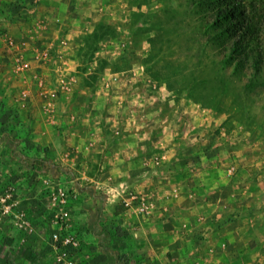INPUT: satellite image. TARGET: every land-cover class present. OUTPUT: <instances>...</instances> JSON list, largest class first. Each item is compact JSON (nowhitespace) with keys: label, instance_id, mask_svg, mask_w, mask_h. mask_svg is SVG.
I'll return each instance as SVG.
<instances>
[{"label":"rangeland","instance_id":"rangeland-1","mask_svg":"<svg viewBox=\"0 0 264 264\" xmlns=\"http://www.w3.org/2000/svg\"><path fill=\"white\" fill-rule=\"evenodd\" d=\"M28 1L0 10V34L49 20L38 42L75 47L78 83L47 106L7 58L0 264H264V66L228 30L264 0Z\"/></svg>","mask_w":264,"mask_h":264},{"label":"built area","instance_id":"built-area-1","mask_svg":"<svg viewBox=\"0 0 264 264\" xmlns=\"http://www.w3.org/2000/svg\"><path fill=\"white\" fill-rule=\"evenodd\" d=\"M46 24V19H39L35 23V29L30 30L24 37L17 38L5 33L0 34V39L5 46V52L11 57L13 70L18 73L32 72L37 94L46 99L47 106H52L59 95L67 94L75 88L78 75L76 66L69 63L64 54L63 48L67 45L65 38H48L44 43L38 42L43 37ZM43 68L47 69L50 81L43 76ZM19 100L21 106H27L32 100V89H22ZM11 189L1 198L3 203L0 206V220H3L15 205L13 202L8 203L12 196ZM54 238L58 240L59 235L54 234ZM63 242L75 247L78 245L73 236H67Z\"/></svg>","mask_w":264,"mask_h":264},{"label":"trees","instance_id":"trees-1","mask_svg":"<svg viewBox=\"0 0 264 264\" xmlns=\"http://www.w3.org/2000/svg\"><path fill=\"white\" fill-rule=\"evenodd\" d=\"M231 6L233 8L234 5L231 4L225 7L222 9V12L228 13L229 16H235V12ZM258 13H247L242 17L236 9V21L234 26L228 29L234 38L230 49L235 54L243 53L245 59L251 64L249 68L255 69L257 72L264 66V15H258ZM32 160L34 169L47 166V162L41 158L35 157ZM53 166V172L56 174L61 173L62 169L59 165L53 164ZM88 189H90L92 195L95 194L94 189L90 187ZM103 249L111 255L109 247L103 246Z\"/></svg>","mask_w":264,"mask_h":264},{"label":"crops","instance_id":"crops-1","mask_svg":"<svg viewBox=\"0 0 264 264\" xmlns=\"http://www.w3.org/2000/svg\"><path fill=\"white\" fill-rule=\"evenodd\" d=\"M14 1L15 0H0V10H5L7 8L12 7L13 6L12 2H14ZM26 1L28 2V3L26 2L28 7L23 8V7L19 6L17 8H19V9L23 8V9H29V10L34 8L35 5H32L30 7V4H31V3H29L30 1H28V0H26ZM39 6H42V5L39 4ZM39 6L38 7L35 6V7L40 8ZM43 6H47V3ZM54 10H57V8L54 7ZM58 20H59V18H58ZM48 21L49 20H47V24H46L47 26L49 24L51 25L50 21L49 22ZM52 22H53L52 24L54 25L55 24L54 21H52ZM8 32H9V34L10 33L14 34V32H15L16 37H18V38L23 37L24 35H27L26 31H24L23 33H19V32H16L15 30H14V32H12V30H9ZM45 33H47V31H44V34ZM60 35H61V33L57 32V33L51 35L49 38L51 40H55V38H63V36L60 37ZM57 43H59L58 40H57ZM67 43L68 44L63 48V49H65L64 54H65L66 58L68 59L69 63L75 65L77 63V61H79L78 58L76 57V54H75V47H72L69 42H67ZM7 58L9 60L11 59V57L5 52V49L3 47V42L0 39V92L1 91L8 92L10 90V87L15 86L16 82L18 81L16 79V76L12 75L9 71L10 66L7 65V61H8V63H10V61H12V60L9 61V60H7Z\"/></svg>","mask_w":264,"mask_h":264}]
</instances>
